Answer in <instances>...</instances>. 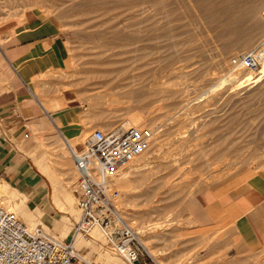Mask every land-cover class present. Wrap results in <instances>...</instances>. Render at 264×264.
<instances>
[{
	"label": "rangeland",
	"instance_id": "obj_1",
	"mask_svg": "<svg viewBox=\"0 0 264 264\" xmlns=\"http://www.w3.org/2000/svg\"><path fill=\"white\" fill-rule=\"evenodd\" d=\"M79 1L84 0H0V40L33 12L59 21L69 48V67L60 74L57 89L59 93L68 91L72 97L69 105H78L83 111L89 136L95 129L107 131L120 123L110 124L113 118L106 109L110 99L130 100L152 110L145 127L154 129L159 144L149 151L148 166L131 174V185L116 188L120 191L119 210L134 230L142 229L138 236L158 252L154 257L160 264H264V248L258 253L248 252L230 218L233 203L245 193L250 176L264 169V79L239 87L237 81L222 78L233 68V59L241 50H260L264 33L254 36L256 42L252 41L250 49L231 41L230 44L226 40L228 31L210 24L196 0H140L133 8L135 12L130 9L121 14L73 9ZM247 27L239 31L244 32ZM224 34L225 39L221 37ZM242 69L251 71L245 66ZM258 71L252 72L257 75ZM134 74H139L142 83L130 99L126 91L136 88L131 81ZM168 89L178 91L177 97L168 98ZM96 95L100 96V106L92 109L91 99ZM36 124L43 125L39 129ZM26 131L30 136L25 139L32 146L29 151L21 148L20 161L30 163L47 184L44 208L28 200V207L38 220L36 226L49 236L72 242L94 263L109 264L107 258L118 256L130 264L111 248L100 227L76 231L81 215L78 208L64 223L59 179H69L77 205L78 174L66 150L72 166L61 176L64 166L56 137L62 146H67L53 120H33L22 137ZM47 143L51 146L47 147ZM47 148H56V162L47 159ZM255 149L256 155L248 158L247 164L237 162L229 169L222 168L225 160L238 156V151L239 155H246ZM3 181L0 176V188L4 187ZM93 228L99 229L100 239L91 237ZM77 240L83 245L76 246Z\"/></svg>",
	"mask_w": 264,
	"mask_h": 264
},
{
	"label": "crops",
	"instance_id": "obj_2",
	"mask_svg": "<svg viewBox=\"0 0 264 264\" xmlns=\"http://www.w3.org/2000/svg\"><path fill=\"white\" fill-rule=\"evenodd\" d=\"M68 67L69 48L61 24L44 13L29 14L0 40V176L42 208L47 184L30 163L20 161L21 148L29 151L32 146L25 139L30 132L24 137L22 132L44 117L51 118L59 135L67 139L86 129L83 111L69 105L70 93L57 89L60 74ZM61 99L65 104L59 107ZM230 218L245 249L260 252L264 248V171L250 176L245 193L233 203Z\"/></svg>",
	"mask_w": 264,
	"mask_h": 264
},
{
	"label": "built area",
	"instance_id": "obj_3",
	"mask_svg": "<svg viewBox=\"0 0 264 264\" xmlns=\"http://www.w3.org/2000/svg\"><path fill=\"white\" fill-rule=\"evenodd\" d=\"M261 60L262 54L252 51L236 56L233 63L258 70ZM154 134V129L145 126L95 129L85 143L75 145L62 134L78 174L75 194L81 217L76 231L100 227L111 248L130 264L160 263L119 210L120 191L111 178L149 149ZM0 264L97 263L85 258L72 242L49 236L40 227L29 232L21 218L0 205Z\"/></svg>",
	"mask_w": 264,
	"mask_h": 264
},
{
	"label": "bare ground",
	"instance_id": "obj_4",
	"mask_svg": "<svg viewBox=\"0 0 264 264\" xmlns=\"http://www.w3.org/2000/svg\"><path fill=\"white\" fill-rule=\"evenodd\" d=\"M34 1V0H33ZM85 1V0H84ZM84 1H79V2H75L72 6L73 9L76 10H89V11H103V13H116V14H121L127 10L133 9L136 5L138 6V4L140 3V0H86ZM197 4L204 10V12L207 14V18L210 24L212 25H216L215 27H224L227 31L226 34V40L227 42L233 44V45H243L242 48L246 49L247 47H249L253 43L256 42L254 40V36L258 33H264V0H196ZM41 4V3H40ZM145 5V4H144ZM192 5V4H190ZM27 10V9H26ZM135 9H133L134 11ZM196 10V9H195ZM25 11V10H24ZM135 12V11H134ZM24 13V12H23ZM145 13V12H144ZM193 13V12H192ZM196 14V13H195ZM136 15V13H135ZM25 16V15H24ZM115 16V15H114ZM198 16V15H197ZM203 16V15H202ZM136 17V16H135ZM133 18V17H132ZM151 18V17H150ZM200 18V17H199ZM108 19H111L110 17ZM114 20V19H113ZM130 20V18H129ZM131 22V20H130ZM247 23H249L247 25ZM125 24V23H124ZM135 24V23H134ZM205 24V23H204ZM137 25V24H135ZM122 26V24H121ZM243 26H248L247 28H245L246 30L243 32H240V28ZM144 27V26H143ZM148 27V25L146 26ZM126 28V27H125ZM223 28V29H224ZM241 28V30H242ZM221 29V28H220ZM141 30V28H140ZM222 30V29H221ZM121 32V31H120ZM225 32V30H224ZM126 33V32H125ZM124 33V35H126ZM131 34V33H130ZM129 34V35H130ZM120 37V36H119ZM131 37V36H130ZM221 37H224L223 39H225V34L224 36L221 35ZM134 38V37H133ZM136 38V37H135ZM120 39H122L120 37ZM229 40V41H228ZM134 41V40H132ZM131 41V42H132ZM135 42V41H134ZM124 43V42H123ZM230 43V44H231ZM230 46V45H228ZM253 46V45H252ZM233 47V46H232ZM236 46H234L235 48ZM231 48V47H230ZM239 48V47H237ZM236 49V48H235ZM250 49V47H249ZM240 50V49H239ZM238 50V51H239ZM237 54V56L243 55L245 54L244 52ZM246 51V50H245ZM259 52L262 54V60L260 62V67H259V71L257 75L253 74V70L251 71H244V69L240 70V68L244 67L242 62H238L235 65H233L232 69L226 73V75L222 78H224V81H228V82H238V86L245 84L249 85L251 83H256L259 82L261 80L264 79V44L263 46L260 48ZM132 57V56H131ZM141 57V56H140ZM133 59V58H132ZM135 59V58H134ZM148 59V58H147ZM137 60V59H136ZM144 60V59H143ZM126 61H128V59H126ZM224 63V62H223ZM73 68V67H72ZM246 68V67H245ZM113 71V70H112ZM107 73V72H106ZM123 75H125L126 71L121 72ZM104 75V74H103ZM102 75V76H103ZM105 77V76H104ZM128 77H125V79ZM131 81L134 82V84H136V88H128V90L126 91L127 96L132 99L135 96L136 91L139 90L140 88V84L142 83L141 78L139 76V74H134V76H132ZM151 81V80H150ZM153 81V80H152ZM112 83V82H110ZM157 83V82H156ZM221 83V82H220ZM226 83V82H225ZM180 84V83H179ZM114 85V84H113ZM68 86V85H67ZM143 86V85H142ZM166 86V85H164ZM239 86V87H240ZM241 86V87H242ZM167 87V86H166ZM69 88V86H68ZM154 88V84H152V87ZM156 89V88H155ZM212 89H208V91H210ZM162 91V90H161ZM178 91H174L173 89H168L167 90V94H168V98L174 99L176 98V93ZM155 93V92H154ZM259 93V92H258ZM157 94V92H156ZM176 96V97H175ZM202 96V95H201ZM100 96L96 95V96H92L91 99V108L95 109L97 107L100 106ZM59 100V98H58ZM186 102V101H185ZM108 105H107V111L110 113V118L113 120H109L110 124L113 126L115 124V122L120 121L119 124L115 125L114 127H112V129L114 128H120V129H127L130 126H145V121L150 117L151 115V111L150 109L146 110L143 107L137 106L136 103L129 101H120L117 99H110L107 101ZM65 104L64 100L61 99L58 102V106L61 107ZM190 104V102L183 104V106H181V108L179 109V111L183 110L184 108H186L188 105ZM193 104V103H192ZM99 110V109H98ZM178 110V109H177ZM178 111V112H179ZM92 113V112H91ZM94 114V112L92 113ZM102 115V112H101ZM174 116V115H173ZM155 120V119H154ZM84 123V120L82 121ZM175 122V121H174ZM60 124V123H59ZM43 125V124H42ZM41 124H36L37 128H41L42 127ZM158 125V124H157ZM252 125V124H251ZM45 126V125H44ZM242 128V127H241ZM240 128V129H241ZM59 132V131H58ZM86 131L84 130L83 132H81L79 134L78 137L74 138V139H69L70 143L72 145L77 144L78 142H86L89 135L86 134ZM157 133L154 134L152 143L149 147V149L144 152L143 154H141L137 159L127 163L126 165H124L123 167H121L116 174L111 178L112 184L115 187H129L131 185V179L130 176L131 174L135 173V172H139L142 169H144L145 166H148L146 162H148L149 157L147 156L149 154V151L153 148V146H156L157 144H159L158 141V136L156 135ZM185 134V133H184ZM56 135V134H55ZM62 135V134H61ZM60 135V137L62 138L64 144L66 145L63 137ZM245 136V134H243ZM182 136V135H180ZM187 136V135H186ZM185 136V137H186ZM230 136V135H229ZM239 136V135H238ZM243 136V137H244ZM233 137V135H232ZM235 137V136H234ZM251 137V136H250ZM263 137V136H261ZM260 137V138H261ZM231 138V137H230ZM229 138V139H230ZM237 139V137H235ZM234 138V139H235ZM247 138V137H246ZM262 139V138H261ZM243 140V139H242ZM264 140V139H263ZM244 141V140H243ZM242 141V143H243ZM186 142V141H185ZM229 142H231L229 140ZM261 142V141H260ZM240 142V145L242 144ZM248 143V141H247ZM56 144H58V147L61 148L59 157L62 160V166H64L63 170L61 171V176L64 175L65 173V169H70L71 168V161L67 155V151H69L67 149V147L62 146V144L58 141V138L56 137ZM227 144V143H226ZM244 145V143H243ZM249 146V144H247ZM246 144L244 146H247ZM253 145V144H252ZM47 147L51 146V143L46 145ZM222 146V144H221ZM255 146V145H254ZM37 147V146H36ZM238 147V146H237ZM264 147V146H263ZM251 148V147H250ZM257 148V147H256ZM228 149V148H227ZM238 149V148H237ZM242 149V148H240ZM239 149V151H241ZM244 149V148H243ZM247 149V148H246ZM51 150V151H50ZM67 150V151H66ZM234 150V149H233ZM238 151V152H239ZM246 151V150H243ZM249 151V150H247ZM46 153L47 159L52 161V162H56V148H50V149H46V151H44ZM237 152L238 156H235V158L232 161H222L224 162V165L222 166L223 169H229L231 168L233 165H235L237 162L239 163H246L247 164V160L248 158H250L251 156H255L257 150H252L248 153H246V155H239ZM242 152V151H241ZM264 152V150H263ZM45 156V155H44ZM219 156V155H218ZM171 157V156H170ZM222 157V156H221ZM44 158V157H43ZM232 158V157H231ZM256 158V157H254ZM253 158V159H254ZM46 160V158H45ZM40 161V159H39ZM49 163V162H48ZM220 163V162H219ZM41 164V163H40ZM216 164V163H215ZM223 164V163H222ZM43 165V164H42ZM49 165V164H48ZM238 165V163H237ZM250 165V164H249ZM61 166V167H62ZM217 166V165H216ZM241 166V164H240ZM49 167V166H48ZM52 167V166H51ZM66 167V168H65ZM238 168V167H237ZM241 168V167H240ZM52 169V168H51ZM242 169V168H241ZM239 169V170H241ZM43 170V169H42ZM48 170V169H47ZM223 171V170H222ZM264 171V169L262 170ZM227 172V171H226ZM235 172V171H234ZM48 173V172H47ZM220 173V172H219ZM230 173V172H229ZM222 174V173H221ZM228 174V173H227ZM234 174V173H233ZM56 176V175H55ZM253 176V175H252ZM230 177V176H229ZM228 177V178H229ZM58 178V177H57ZM205 179V178H204ZM203 179V180H204ZM225 179V178H224ZM223 179V180H224ZM54 180V179H53ZM60 183H61V196L63 198V205L65 209L63 210L64 212V223H67L71 220V217H73V212L76 210V208H78V210L81 213V210L77 205H75L74 202V193L72 191V185L69 181V179H67V177L59 179ZM202 180V179H201ZM213 180V179H211ZM220 179V181H223ZM210 181V180H208ZM216 181V180H215ZM56 182V181H55ZM202 181H200L201 183ZM207 182V180H206ZM213 181H211V184ZM58 183V182H57ZM76 183V182H75ZM208 183V182H207ZM55 184V183H54ZM209 184V183H208ZM3 186L2 188H0V205L5 207L6 209H8L9 211H12L13 213H15L17 216H22L26 223V229L29 232H33L36 228H37V222L38 220L35 219L34 215L31 213L29 207H28V197L26 195H24L25 193H21L20 191H18L17 189H15L13 186H11L8 182L3 181ZM55 187V186H54ZM54 187L51 191V196L53 198V201L55 200V191H54ZM74 190V189H73ZM76 195V194H75ZM57 197V196H56ZM62 201V200H61ZM79 216V215H78ZM81 217V215H80ZM77 218V217H76ZM23 219V220H24ZM43 226L45 228L48 229L47 224L43 223ZM131 225V224H130ZM34 226H36L34 228ZM143 228V227H142ZM46 229V230H47ZM99 230V229H98ZM97 229L92 230V238L94 240H98L101 238L100 235V231H98ZM49 231V230H48ZM89 231V230H88ZM138 234L142 235V229H138L137 230ZM47 232V231H46ZM50 233V232H49ZM57 235V234H55ZM60 235V234H59ZM80 235V234H79ZM60 237V236H59ZM78 239L80 238L79 236H77ZM140 238V237H139ZM144 240V239H143ZM141 238V241L144 243ZM81 241V240H80ZM76 241L75 245L76 246H80L82 243V241ZM92 241V240H91ZM88 244V243H87ZM102 244V243H101ZM83 245V244H82ZM144 245L146 246V248L148 249V251L153 255L156 256L158 254V252L151 246V244L148 243H144ZM105 247V246H104ZM106 249V248H105ZM102 250H100L101 252ZM86 258V256H84ZM100 257V256H99ZM108 257V256H107ZM122 258V257H121ZM89 259V258H88ZM163 259V258H162ZM90 260V259H89ZM157 260V258H156ZM107 261L109 264H125L124 262L121 261V259L117 256L115 257H109L107 258ZM160 261V259H159ZM163 262V261H162ZM164 263V262H163Z\"/></svg>",
	"mask_w": 264,
	"mask_h": 264
},
{
	"label": "water",
	"instance_id": "obj_5",
	"mask_svg": "<svg viewBox=\"0 0 264 264\" xmlns=\"http://www.w3.org/2000/svg\"><path fill=\"white\" fill-rule=\"evenodd\" d=\"M135 264H140V262L137 261V262H135Z\"/></svg>",
	"mask_w": 264,
	"mask_h": 264
}]
</instances>
